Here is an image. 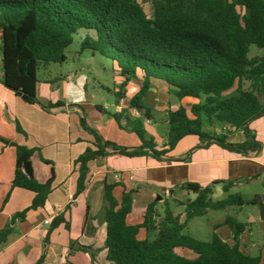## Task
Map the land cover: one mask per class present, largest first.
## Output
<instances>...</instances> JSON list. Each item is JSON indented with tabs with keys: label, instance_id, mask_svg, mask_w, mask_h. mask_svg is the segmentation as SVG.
I'll list each match as a JSON object with an SVG mask.
<instances>
[{
	"label": "trees",
	"instance_id": "16d2710c",
	"mask_svg": "<svg viewBox=\"0 0 264 264\" xmlns=\"http://www.w3.org/2000/svg\"><path fill=\"white\" fill-rule=\"evenodd\" d=\"M153 15L149 17L138 0H0V43L2 70L0 82L30 104L39 103L38 74L52 64L67 61V50L79 37L80 51L98 54L112 62L115 74L121 79L116 104L121 107L112 117L122 128L131 131L141 141L139 147L127 150L114 142L96 137V150L88 149L80 164L77 193L84 189L88 163L106 155L111 148L127 157H147L163 161L177 144L187 136H196L206 146L216 144L234 153H246L260 148V143L248 129L254 120L264 116V54L250 56L251 47L264 50V0H151ZM242 10V11H241ZM140 75L139 90L131 95L128 84ZM153 80L164 82L181 102L169 110L168 131L161 150L153 139L146 140L141 97L150 89ZM231 93L227 94L229 91ZM60 102L50 104L59 106ZM126 119V126L122 125ZM84 121L82 120V123ZM216 126L224 133L211 132ZM244 131L247 140L232 144L231 135ZM15 147L16 163L12 188L34 194L32 204L16 213L0 230V246L14 232L17 221H23L29 211L43 208L52 191L54 170L46 183L30 177L24 164L36 149L6 142ZM45 163H49L45 161ZM256 178H250L252 181ZM222 184L227 196L213 200L214 186ZM234 183L217 181L210 186L187 182L181 186L196 195L193 200L178 202L183 213L176 214L166 200L160 215L157 201L146 208L133 206L134 190L124 191L118 201L115 184L105 185L104 220L106 239L103 249L109 264H260L261 252L255 256L241 249L240 236L248 223L227 216L224 225L233 233L229 244L214 226L209 241L187 233L189 223L205 216L210 210H226L259 205V195L245 199L240 193L230 194ZM264 185V181H263ZM6 197L4 204L8 201ZM3 207H0V211ZM130 214L142 222L127 223ZM163 218L161 221L160 219ZM89 215L84 227L88 225ZM68 222L56 216L50 233ZM145 233L141 237V232ZM152 236V237H151ZM95 264V250L81 246ZM44 255L37 264H42Z\"/></svg>",
	"mask_w": 264,
	"mask_h": 264
},
{
	"label": "crops",
	"instance_id": "0c3cea01",
	"mask_svg": "<svg viewBox=\"0 0 264 264\" xmlns=\"http://www.w3.org/2000/svg\"><path fill=\"white\" fill-rule=\"evenodd\" d=\"M76 54L80 68L70 66L67 57L66 63L62 65L48 66L43 71L44 78H39L38 74L37 104L27 103L0 82V207H3L0 211V230L8 225L16 213L28 208L34 199L32 192L12 188L16 150L5 141L37 150L30 160L33 177L37 181L46 183L52 176V170L55 174L46 205L29 211L25 220L17 221L13 234L0 246V264H37L43 255L42 264H93L89 254L78 250L81 246L95 250V264H109L103 249L106 224L105 220H101L104 215L105 185H116L113 194L118 201L124 191L134 190L135 196L143 190H162L165 199L160 197L159 201L163 203L164 200L168 201L169 193L172 197L174 190L187 182L210 186L217 181L233 182L230 194L240 193L237 192L238 188L243 185L261 181L263 191L256 194L262 199L261 217L250 216L247 222L249 226L240 236V242L241 249L246 254L255 256L261 252L260 264H264V116L248 126L256 141L260 143V148L246 153H234L216 144L206 146V143H202L196 136L183 138L168 156L162 157L163 161L147 157L131 158L107 148L106 155L88 163L84 189L77 193L81 176L77 160L88 149H97L95 135L86 128L97 134L99 132L103 141H112V133L107 130L113 128L116 131L117 122L112 118L105 119L103 107L96 103V96L87 90L90 83L84 70L86 66L93 67L92 61L96 63L98 54L80 50ZM1 57L0 43V76L3 75ZM112 71L115 79L121 81L113 69ZM137 79V85H133V79L127 86L131 95L140 88V75ZM155 84L163 95L160 99L161 106L158 108L161 117L167 116L169 110H175L181 103L189 105L195 102L189 98L180 102L164 82L153 80L151 86ZM58 102L61 105L50 106ZM114 105L119 113L121 107L116 103ZM126 123V119H122V125L126 126ZM120 128L118 129L121 134L118 137L121 140L118 145L127 150L136 148L139 138L136 142L133 140L128 143L127 136H122V133L132 132L131 127ZM160 137V141H154L158 145L157 150H161L166 141V136ZM230 138L228 141L234 144L247 140L244 131H239ZM250 178L256 179L248 181ZM213 190V196L216 192L223 191L222 184L215 185ZM233 191L236 192L232 193ZM223 194L221 199L227 196L224 191ZM8 195L9 199L4 204ZM70 196H74L73 202ZM195 197L194 194L190 200ZM261 204L255 207H260ZM133 206L143 209L148 204L136 207L133 197ZM87 214L89 219L85 228ZM58 215H62L68 222L69 229H66L65 224L54 229L45 247L51 225L45 224V221L52 222ZM98 215L101 216L100 219ZM131 215L137 217L132 223L128 222ZM141 222L142 218L138 215L130 214L127 217L128 224L136 225ZM221 226H225L224 222ZM229 231L221 237L233 245V233L230 229ZM144 236L142 231L141 237ZM245 237L250 239L245 240Z\"/></svg>",
	"mask_w": 264,
	"mask_h": 264
},
{
	"label": "rangeland",
	"instance_id": "374dc122",
	"mask_svg": "<svg viewBox=\"0 0 264 264\" xmlns=\"http://www.w3.org/2000/svg\"><path fill=\"white\" fill-rule=\"evenodd\" d=\"M144 11L149 17H152L153 15V8L151 4V0H138ZM242 11V10H241ZM80 49L79 47V37H75L74 43L68 48V53H66L68 57V64L70 66L75 67V69H78L81 67L80 63L77 61V51ZM256 54H264V50H257L256 47H251V54L250 56H254ZM85 58V57H84ZM92 61L93 67L86 66V69L84 70V74L89 80V85L87 86V90L90 93H93L96 96V103L99 104V106L103 107V114L105 116V119L108 120L110 118L114 119L112 117L113 114L118 113L116 111V107L114 103L116 102V93L120 91L118 84H120V80L118 81L115 79V75L113 74V67L112 62L104 57H101L100 55H97V59ZM39 78H44L43 71L39 72ZM139 80L137 78L134 79L133 85H137V82ZM116 83V84H115ZM230 90L227 94L231 93ZM131 94V90H130ZM163 95L160 94V90L158 85H152L151 88L141 97V106L143 107V112L145 113L146 110H148V113L150 115V124L146 123V120L144 121V126L147 131L146 134V140L153 139L154 141H160V136L164 137L167 134V127L168 125L165 124L167 120V116L164 115L161 117V115L158 113V108L161 106V97ZM167 97V95H166ZM172 100L175 101V98L173 96ZM192 100V99H191ZM172 102V101H171ZM115 120V119H114ZM115 122H117L115 120ZM117 130L115 131L113 128L111 130H107V132L112 133V141L119 144V141L121 140L118 136H120V126L118 123L116 124ZM121 129V128H120ZM211 132H215L217 134L226 132V128L216 126L215 128H210ZM98 135L103 139L101 134L98 132ZM122 136H127L128 143H131V141L138 140V137L134 132L128 131L127 134H123ZM133 136V137H130ZM231 140V138L229 137ZM234 144L233 142H230ZM141 145V141L139 140V144L137 147ZM240 181V180H239ZM155 192V195H153V191L149 190H143L140 193H137V195L133 197L135 198V206L136 207H143L145 204H150L153 201H159L160 197L165 199L164 192L162 190L152 189ZM174 194L171 197L169 193L168 202L170 203L171 209L176 214H182L183 213V206L180 205L182 200L183 202L192 198L194 193L189 192L185 189L176 188L174 190ZM263 191V187L261 185V181L259 182H251L249 184L243 185L242 187L238 188L237 192H240L241 195L245 199L253 198L254 195L260 194ZM236 191H233L232 193H235ZM224 196L223 191L216 192L214 196H212L213 200H219ZM146 207V206H145ZM157 210L160 215H163L164 212V204L162 202H158L157 204ZM255 216L256 218L261 217V206L255 207L253 205L244 206L241 208V211H239L238 207H230L226 210H210L205 216L195 218L193 219L188 226L187 233L191 236L200 239L202 241H209L211 239V236L213 234L214 226L220 225L218 229L219 235L224 236L225 234L229 233V228L227 226H221V224L224 222L227 216H232L236 218L240 222L247 223L249 221L250 216ZM100 215H98V218ZM137 217L134 215H131L128 219V222L132 223L133 220H135ZM101 220L104 221V215L101 217ZM63 232V231H62ZM152 237V236H151ZM246 239H250L248 237H245ZM252 239V237H251ZM241 243V242H240Z\"/></svg>",
	"mask_w": 264,
	"mask_h": 264
},
{
	"label": "water",
	"instance_id": "95a60500",
	"mask_svg": "<svg viewBox=\"0 0 264 264\" xmlns=\"http://www.w3.org/2000/svg\"><path fill=\"white\" fill-rule=\"evenodd\" d=\"M24 168H25L26 173L30 177H33V169H32V166H31V162L30 161L25 162ZM260 206H261V209H263V204H261ZM160 220L162 221L163 218H161Z\"/></svg>",
	"mask_w": 264,
	"mask_h": 264
},
{
	"label": "built area",
	"instance_id": "2783aa9c",
	"mask_svg": "<svg viewBox=\"0 0 264 264\" xmlns=\"http://www.w3.org/2000/svg\"><path fill=\"white\" fill-rule=\"evenodd\" d=\"M146 123H147V124H150V120L147 119V120H146ZM74 199H75L74 196H70V200H71V202H73ZM45 224L50 225V224H51V221H50V220H46V221H45Z\"/></svg>",
	"mask_w": 264,
	"mask_h": 264
}]
</instances>
